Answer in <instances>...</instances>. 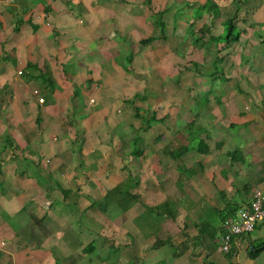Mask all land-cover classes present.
I'll use <instances>...</instances> for the list:
<instances>
[{
  "label": "crops",
  "instance_id": "0c3cea01",
  "mask_svg": "<svg viewBox=\"0 0 264 264\" xmlns=\"http://www.w3.org/2000/svg\"><path fill=\"white\" fill-rule=\"evenodd\" d=\"M195 1L0 0V264H264V253L249 254L264 240V219L236 239L233 254L221 250L219 236L227 203L241 210L257 187L264 192V100L254 107L251 92L227 94L222 106L209 104V129L189 115L197 94L194 104L180 100L188 107L182 114L172 91L185 86L180 46L192 50L193 42L184 34L211 26L224 35L229 15L215 28L222 4L237 12L241 4L213 0L217 12L180 20L181 5L207 2ZM256 8L264 15L263 2ZM236 25L239 41L217 64L225 70L226 54L238 58L249 78L260 59L264 65V21ZM142 116L149 118L139 123ZM237 125L245 129L235 135ZM195 136L208 153L191 148L172 157ZM239 141L242 156L234 159Z\"/></svg>",
  "mask_w": 264,
  "mask_h": 264
},
{
  "label": "rangeland",
  "instance_id": "374dc122",
  "mask_svg": "<svg viewBox=\"0 0 264 264\" xmlns=\"http://www.w3.org/2000/svg\"><path fill=\"white\" fill-rule=\"evenodd\" d=\"M181 1L185 2V0H181ZM195 2L202 4L203 2H205V0H196ZM240 2H241V4L238 5L240 10H238V12L235 10L237 8H234L236 6H234L232 3L230 4V7L228 5L224 6L222 4L223 8H222V10L220 9L219 15L215 18L216 24H217V27L215 26V28L221 29L220 23L223 22L228 17V15L230 17H232L234 13L237 14L236 23L242 24V20L244 18L250 19V20L255 21V22L264 21V15H261V12L259 11V9L256 8L257 5L261 6V3L262 2L264 3L263 0H240ZM209 3H210V6H211V4L217 5L213 0H210ZM224 4H226V3H224ZM170 6H171V3H170ZM182 6L183 5H181L179 7V9H181V11H178V8L176 9L178 12H180V14H182V15L184 14V16H185V17L182 16L180 18V20H182V19L185 21L188 20L190 24H192V22L197 21L196 18L199 17L198 9H200V7L192 5L193 9H190L188 7V10H187L186 8H184ZM212 8H213V6H212ZM217 8H218V6H217ZM213 9H215V8H213ZM229 12H232L233 14L230 15ZM248 13H249V15H247ZM202 14H203V12H202ZM211 17H212V15H210V16L206 15V19L208 18L207 19L208 23L210 22L209 19H211ZM167 18H168V16H167ZM178 18H179V16H178ZM240 28H241V26H240ZM170 29H171V27H170ZM259 29L261 30L260 34L262 33L261 34L262 37H261L259 42H264V25L261 26ZM160 32L161 31H159L158 34H161ZM165 32H166V30H165ZM195 32H196V28H194V26H193L191 28V30L188 31L187 34H184V36H186V40L190 39L191 40L190 42H193L192 50H191V48H189V46H191V44L188 45V43H185L184 44L185 46H182V45L180 46L182 48L180 49L179 55L184 59V61L182 59L176 57L177 60H179V63H181L180 62L181 60H182V63H185V62L189 63L187 69L183 70V72L182 71H180V73L178 72V75H181L179 80L185 86L183 88L178 87L176 90H172V91L173 92L176 91V95L174 96V98L176 99V102L179 105V109H180V112L182 114L188 113L187 112L188 107L185 106L186 105L185 101H187V102L192 101L193 100L192 98L194 97V95L197 94V97L199 98V100L197 101L196 106H194V107L191 106L190 110H192V111H190L189 115H191V117L193 119H196L198 116H202V118H203L202 123L206 124V126L209 127V129H210V126L212 124V123L210 124V122L213 121V120L212 121L207 120L210 117L209 112H208V111H210V108H211L210 105L218 102L219 105L222 106L223 104H225V101L223 100V98L227 94L230 93L229 95L234 94V95L239 96L242 93L247 94V92H251L252 93L251 95H252V97L254 96L253 98L255 100V102H253V106L257 107L256 106L257 104L262 103V102H258V100H262V99L264 100V83H262L260 85L257 82L260 75L259 74L257 75V73H256V71L258 72V70L262 66L260 64V62H262V61H261V59L259 60L260 62L258 61L256 71L255 70H249L248 71L249 78H247V77H245L246 76L245 74H247L246 72L243 73L242 76L239 73V70H238V67H239L238 60L239 59L236 58V60H235L236 62H235L233 60H230V58H228V54H226V57H227L226 66H225V70H222V68L220 66H218V64H217V62H219V61H217L218 57H216V59L213 60V53L212 52H210V54H206L204 57L205 50L194 46V41H195L194 33ZM255 38H257L259 40L258 37H255ZM212 45L213 44H210V47H212ZM258 52H259V55L262 54L261 57L263 58V63H264V45L259 46ZM125 59L126 58H122V57L117 58L118 62H124L127 65V62ZM192 59L195 60L194 63H197L200 66L203 75H205L204 77L203 76L201 77V76L197 75V73H195L194 66H192V64H191V62H193ZM241 60H242V62L243 61L246 62L247 60H249L251 63H254V59H251V58L247 59V55L246 56L244 55V59L241 58ZM207 62H209V64ZM210 63L212 65H210ZM247 64L250 65L249 62H247ZM255 67H256V65H255ZM243 69H245V68L243 67ZM243 69H242V71H243ZM263 70H264V68H261L260 71H263ZM223 72H224V74H223ZM206 77L209 79V81L207 82L208 85H207V83L205 84V81L207 79ZM262 77H263L262 82H264V74ZM246 78L248 79V82L246 81ZM226 79L230 80L231 82L228 84H225ZM169 80L171 82V79H169ZM201 83H203V84H201ZM204 84H205V86H203ZM195 85H197L198 87H199V85H202L205 90H203L200 86L199 87L200 90L197 91V90H195ZM186 86L187 87L188 86H194V89H193L194 92H191L189 89H186ZM226 86H230V87L226 88ZM169 87H170V89L172 88V86H170V85H169ZM207 88H208V90H206ZM213 98H214V100H212ZM246 98H247V100L252 99L251 97H245V99ZM180 100H182V103L185 104V105L183 104L182 107L180 106V102H181ZM192 104H194V101H192ZM247 106L249 107L250 105H247ZM261 107H262V105H261ZM245 109L249 110V108H245ZM228 115H230V113ZM148 118L149 117L142 116V118H140L138 121H139V123L140 122L144 123ZM182 123L184 124L186 122H182ZM137 125H138V122H137ZM191 127L193 128V125H191ZM199 129H201V128L196 127L192 131L195 132V130H196V132H197ZM244 129H245L244 127L237 125V126H234L233 128H231L230 132L237 135L241 130H244ZM131 131L132 132L130 133V137L135 136L136 135L135 127H134V129L132 128ZM190 131H191V129H190ZM124 136H125V134L121 132L119 138L122 139V138H124ZM196 141H199V139H197ZM208 143H210L209 145H211L210 139L208 140ZM238 144L236 146V149H238V152L235 155H232L234 157V159L235 158L238 159L240 156H242V154H241L242 149L240 147H241V145H243V146L245 145L243 141H239ZM141 145H142V141L139 142L138 146L141 147ZM130 146H131V148L135 149L134 143H130ZM234 163H235V160H234ZM250 185H251L252 189L255 186L254 183H252V182H250ZM180 186H182V185H180ZM257 188H259V187H257ZM103 204H104L103 207L106 205H109V204L114 205V203L111 200L108 203L104 202ZM241 210H239V211H241ZM239 211L237 213H239ZM210 219H212L215 222H219L220 218L214 216L213 213L210 211ZM249 235L250 234H247L245 236H249ZM219 236L221 239L222 234L220 233Z\"/></svg>",
  "mask_w": 264,
  "mask_h": 264
},
{
  "label": "trees",
  "instance_id": "16d2710c",
  "mask_svg": "<svg viewBox=\"0 0 264 264\" xmlns=\"http://www.w3.org/2000/svg\"><path fill=\"white\" fill-rule=\"evenodd\" d=\"M210 0H207V2L205 3V5L200 6V9L198 10L199 15L201 16L202 11L204 12L209 11V13L213 14L217 11L212 9L213 8L217 9V5H212L210 6ZM209 3V4H208ZM163 13H160V20L159 23L157 25V27L159 28V30L161 31V34H164L165 32V23L162 21L161 17H162ZM226 33L224 35H213L212 34V27H207L204 26L203 29H199V35H194L195 37V41H194V46L195 47H202L205 48L208 53L212 52L213 55H215V59L216 57H218V59H220L219 57V53H221V51L226 48L228 45H230L233 42H238L239 38L241 36V33L238 31L237 29V25L235 23V17H229L227 19L226 22ZM209 35V37H208ZM165 36V35H164ZM156 39L155 36L144 40L143 42L145 44L147 43H152L154 40ZM210 44H213L212 47H210ZM195 68L197 69L198 73L203 74L201 71L200 66L197 63H194ZM202 129V128H201ZM200 129V130H201ZM203 130V129H202ZM199 132V131H198ZM197 139H199V141H196ZM192 144L190 145L191 147H184L181 149V151L179 150V152H174L172 157H180L181 155L183 156V154L185 152H189V150L191 148H193L194 150H196L198 153H208V151H210V147L208 146V144L204 141V139H201L200 137H194L192 139ZM227 208L225 209V211H220V215L222 216V223L229 217H232L234 215L237 214V212L240 210V206H232V203H227ZM257 227V226H256ZM235 241L233 242L234 245ZM234 246H232L231 248V254L234 253ZM254 248V250L252 249ZM229 252V253H230ZM262 253H264V240H258L255 242H252L251 247L249 248V254L250 257L252 258H257L259 255H261Z\"/></svg>",
  "mask_w": 264,
  "mask_h": 264
},
{
  "label": "built area",
  "instance_id": "2783aa9c",
  "mask_svg": "<svg viewBox=\"0 0 264 264\" xmlns=\"http://www.w3.org/2000/svg\"><path fill=\"white\" fill-rule=\"evenodd\" d=\"M42 102L43 99L40 98ZM264 219V192L256 188L250 207L239 211L236 215L227 218L222 223L221 250L229 253L233 242L237 238L251 234L255 231L257 224ZM4 245V242L1 243Z\"/></svg>",
  "mask_w": 264,
  "mask_h": 264
}]
</instances>
